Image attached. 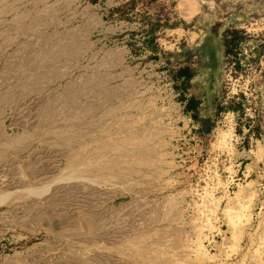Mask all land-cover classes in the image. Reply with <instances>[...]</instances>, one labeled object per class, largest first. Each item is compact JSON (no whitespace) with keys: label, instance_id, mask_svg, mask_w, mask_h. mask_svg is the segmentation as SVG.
<instances>
[{"label":"rangeland","instance_id":"374dc122","mask_svg":"<svg viewBox=\"0 0 264 264\" xmlns=\"http://www.w3.org/2000/svg\"><path fill=\"white\" fill-rule=\"evenodd\" d=\"M0 264H264V0H0Z\"/></svg>","mask_w":264,"mask_h":264},{"label":"trees","instance_id":"16d2710c","mask_svg":"<svg viewBox=\"0 0 264 264\" xmlns=\"http://www.w3.org/2000/svg\"><path fill=\"white\" fill-rule=\"evenodd\" d=\"M235 41V37H232L231 39L225 38V46H226V52L231 51L229 48L230 44H232ZM172 78L176 82V86L178 88L182 89L183 91H187L188 87L191 86L193 83V78L196 75V70L190 68V65H182L178 66L174 69H172ZM192 80V81H191ZM200 102H202V99L198 97L197 94H191L185 103V110L190 111L193 119L195 120H201V123L206 124L205 118L201 115V106ZM207 120V119H206ZM206 126V125H205ZM206 131H203L202 129H199V135L205 137Z\"/></svg>","mask_w":264,"mask_h":264},{"label":"built area","instance_id":"2783aa9c","mask_svg":"<svg viewBox=\"0 0 264 264\" xmlns=\"http://www.w3.org/2000/svg\"><path fill=\"white\" fill-rule=\"evenodd\" d=\"M178 108L180 109V111L183 113V115L187 118L188 122L192 123V115L190 112L186 111L184 109V104L183 103H179ZM192 126V125H191ZM193 127V126H192Z\"/></svg>","mask_w":264,"mask_h":264},{"label":"crops","instance_id":"0c3cea01","mask_svg":"<svg viewBox=\"0 0 264 264\" xmlns=\"http://www.w3.org/2000/svg\"><path fill=\"white\" fill-rule=\"evenodd\" d=\"M191 66H192V67H190V68L195 69V68H194V67H195V64H191ZM194 77H195V76H194ZM193 79H194V78H193ZM193 79H192V80H193ZM192 80H191V81H192ZM189 96H190V95H189ZM198 97H199V96H198ZM187 98H188V97H187ZM187 98L180 102V103H183V104H184V109H185V103H186V101H187ZM204 105H205V104H204V102H203V100H202V102H200L201 110H202V109H205ZM188 112H190V111H188Z\"/></svg>","mask_w":264,"mask_h":264},{"label":"bare ground","instance_id":"6f19581e","mask_svg":"<svg viewBox=\"0 0 264 264\" xmlns=\"http://www.w3.org/2000/svg\"><path fill=\"white\" fill-rule=\"evenodd\" d=\"M184 8V7H183ZM183 8H181L183 10Z\"/></svg>","mask_w":264,"mask_h":264}]
</instances>
